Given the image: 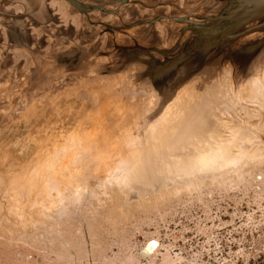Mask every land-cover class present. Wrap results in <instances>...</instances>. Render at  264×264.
Masks as SVG:
<instances>
[{"label": "rangeland", "instance_id": "rangeland-1", "mask_svg": "<svg viewBox=\"0 0 264 264\" xmlns=\"http://www.w3.org/2000/svg\"><path fill=\"white\" fill-rule=\"evenodd\" d=\"M76 1L0 0V264H264V74L226 55L167 84L146 70L223 0ZM215 153L242 160L195 170Z\"/></svg>", "mask_w": 264, "mask_h": 264}, {"label": "bare ground", "instance_id": "bare-ground-1", "mask_svg": "<svg viewBox=\"0 0 264 264\" xmlns=\"http://www.w3.org/2000/svg\"><path fill=\"white\" fill-rule=\"evenodd\" d=\"M192 1V0H191ZM190 1V2H191ZM184 2V1H183ZM211 2V1H210ZM216 2H219V1H216ZM223 3L222 4H216V5H210L211 7L207 8V10L209 9H214V11H216V13L214 14H211L210 16L216 18V20H214V23L211 24V29H206L205 27H199V26H191L190 28L192 29L193 33L192 35H190V37L184 41L183 45L180 48L179 52L177 51V53H173L172 51L174 50H171L169 51L170 53H173V54H170L172 57L170 58H165L163 61H160V60H157V59H154L153 56H149L148 57V60H146V63H147V73L149 74L150 78L152 79V83L154 84V86L156 85V83L158 82H161L163 81L162 83L163 84H167L168 83V80L171 79V78H174V77H177L176 75H179L178 73L182 74V73H188V71L192 72V70H194L195 68L198 69L199 67H202L203 65L205 64H209V61H211L210 63H212L216 57H219L221 56V58L223 56H227V58H229L232 61H234V63L236 64L237 69H238V72L240 73H244V72H248V71H252L253 68L255 67L256 69L258 68V70L261 72L259 73H263L264 74V58H259V57H263L264 53L262 54H258L257 53L261 50V46H259L258 44H255V41L254 40H251L250 42H247V44H245L244 46L240 47V48H236L235 50H233L231 53H227L226 50V47L230 45V43H232L233 39L237 38L238 35L240 33H245V35H247V16H251V15H258L256 16L258 19L256 22H261V24H264V18L262 17V15H264V0H223L222 1ZM162 3V2H161ZM160 3V4H161ZM171 3V2H169ZM186 3V1H185ZM205 3V2H203ZM208 3V2H207ZM164 4V2L162 3ZM179 4V3H178ZM182 4V3H181ZM197 4V3H196ZM171 5V4H170ZM184 5V4H183ZM199 5V4H198ZM175 6V5H174ZM197 6V5H196ZM176 8L178 6H175ZM188 7V6H187ZM191 8H192V5H191ZM152 10V9H151ZM259 10V11H257ZM263 10V11H262ZM169 11V10H168ZM183 11V10H182ZM193 11V10H192ZM198 11V10H197ZM167 12V11H166ZM176 13V11H174ZM178 12V11H177ZM201 12V11H200ZM250 12H254L253 13H250ZM179 13V12H178ZM183 13V12H182ZM187 13V12H186ZM184 13L185 15H187V17L189 16L188 14ZM210 13V12H209ZM174 14V13H173ZM194 14V13H193ZM192 14V15H193ZM198 14V13H197ZM201 14V13H200ZM208 14V13H206ZM162 15V14H161ZM203 15V14H202ZM156 16V15H155ZM167 16V15H166ZM183 16V15H182ZM200 16V15H198ZM206 16V15H205ZM163 17V16H161ZM201 17V16H200ZM204 17V16H203ZM178 18V17H177ZM196 18V17H195ZM194 18V19H195ZM261 18V19H260ZM152 19V18H151ZM155 19V17H154ZM158 19V18H157ZM162 19V18H161ZM170 19V18H169ZM173 21V20H172ZM193 21V20H192ZM198 21V20H197ZM196 21V22H197ZM203 21V20H202ZM163 22V20L161 21ZM166 22V21H165ZM191 22V19L189 20V23ZM195 22V21H194ZM199 22V21H198ZM173 23V22H172ZM252 24L255 23L254 22H251ZM165 24V23H164ZM168 24V23H167ZM170 24V23H169ZM179 24V23H178ZM177 25V24H176ZM249 25H250V22H249ZM172 26V25H171ZM179 26V25H177ZM189 26V25H188ZM188 26L186 28H188ZM175 27V26H174ZM165 28V27H164ZM146 29V28H145ZM190 29V31H191ZM146 31V30H145ZM170 31V30H169ZM240 31V32H239ZM143 32V31H142ZM239 32L238 34H235ZM167 33V32H166ZM258 33V32H256ZM255 33V34H256ZM235 34V36H234ZM259 34H261L260 36L258 37H262L263 36V33L262 32H259ZM167 35V34H166ZM115 36V35H114ZM139 36V35H138ZM146 36V34H145ZM143 36V37H145ZM177 36V35H176ZM141 37V36H140ZM256 37V39L258 38ZM138 38V37H137ZM147 38V36H146ZM168 38V37H167ZM166 38V39H167ZM134 39V38H133ZM139 39V38H138ZM141 39V38H140ZM149 39V38H148ZM147 40V39H146ZM254 41V42H252ZM137 42V41H136ZM147 42V41H146ZM145 42V43H146ZM139 43V42H138ZM136 44L134 45L133 47H131V49L129 48H122L121 52H122V55L123 57H126L128 60L132 59V58H135L137 57V54L140 53L141 51H145V49H143V47H141V45L139 44ZM141 43V42H140ZM132 44V43H131ZM234 44V43H233ZM262 44V43H260ZM123 45V44H122ZM143 45H145L143 43ZM177 45V44H176ZM235 45V44H234ZM161 46V45H160ZM166 47V46H165ZM169 48V47H168ZM250 49L252 51H250ZM165 50V49H164ZM163 50V51H164ZM263 50V49H262ZM261 50V51H262ZM151 51V50H149ZM222 51V52H221ZM249 52H252L251 54L247 55V53ZM260 51V52H261ZM126 52V53H124ZM168 52V53H169ZM161 53V52H160ZM126 55V56H125ZM167 55V54H166ZM216 55V57H215ZM230 55V56H228ZM260 55V56H259ZM258 56V58H257ZM110 57V56H109ZM254 57V58H253ZM106 58V57H105ZM221 58H217V59H221ZM107 59V58H106ZM225 59V58H223ZM221 59V60H223ZM95 60V59H94ZM103 60V59H102ZM110 60V59H109ZM133 60V59H132ZM220 60V61H221ZM99 61V60H98ZM144 61V60H143ZM218 61V62H220ZM97 62V61H96ZM234 63L232 62L233 66L235 67ZM135 66V65H133ZM125 66H123L124 68ZM136 67V66H135ZM138 67V66H137ZM141 66H139V69H140ZM103 68V67H102ZM104 69V68H103ZM138 69V70H139ZM136 70H134V73H135ZM235 73V71H234ZM133 74V73H132ZM176 74V75H175ZM229 75V74H228ZM227 75V76H228ZM251 75H254V74H251ZM257 75V74H256ZM74 77V76H73ZM102 77V76H101ZM249 77V76H248ZM247 77V78H248ZM66 78V77H65ZM64 78V79H65ZM93 78V77H92ZM229 77H227L226 79L228 80ZM72 79V77L70 78ZM88 79V78H87ZM90 79V78H89ZM107 79V78H106ZM123 79V78H122ZM129 79V78H128ZM225 79V78H224ZM230 79V78H229ZM241 79V78H240ZM66 80V79H65ZM137 80V79H135ZM149 80V79H148ZM219 80V79H218ZM246 80V79H245ZM75 81V80H74ZM80 81V80H79ZM85 81V80H84ZM87 81V80H86ZM131 81V80H129ZM145 81V80H144ZM143 81V82H144ZM221 81V80H220ZM231 81V80H230ZM239 81V80H238ZM62 82V80H61ZM142 82V81H141ZM149 82V81H148ZM236 82V80H235ZM54 83V82H53ZM80 83V82H79ZM83 83V81H82ZM145 83V82H144ZM143 83V84H144ZM232 83V81H231ZM257 83V86H258V89L256 90L257 92L262 90L264 92V88H262V86L264 87V81L263 80H260L258 77H254L251 81H250V86H251V89L253 91V93H255V85ZM113 84V83H112ZM58 85V84H57ZM61 85V84H60ZM80 85V84H79ZM147 85V84H146ZM150 85V84H149ZM210 85V84H209ZM234 85V84H232ZM43 86V85H42ZM47 86V84H46ZM54 86V85H53ZM226 86V85H225ZM137 87V86H136ZM145 87V86H144ZM151 87V86H149ZM214 87H217V86H214ZM43 88V87H42ZM55 88V87H54ZM163 89L166 88L165 86L162 87ZM177 88V87H176ZM156 89V88H155ZM178 89V88H177ZM176 89V90H177ZM206 89V88H205ZM248 89V87H247ZM146 90V89H145ZM203 90V89H202ZM135 91V90H134ZM137 91V90H136ZM140 91V89H139ZM197 91V89H196ZM145 92H149V91H145ZM195 92V91H194ZM193 92V93H194ZM249 92V91H247ZM156 93V92H155ZM162 93V91H161ZM165 95L167 94L166 92H164ZM163 93V95H164ZM169 93V92H168ZM177 93V92H176ZM192 93V94H193ZM158 94V92H157ZM156 95V94H155ZM169 95V94H168ZM185 95V94H184ZM188 95V94H187ZM191 96V94H190ZM168 97V96H167ZM177 97V96H176ZM154 98V97H153ZM171 98V97H170ZM169 98V99H170ZM174 100V99H173ZM153 101V100H152ZM5 106V105H4ZM105 113V112H104ZM73 116V115H72ZM74 117V116H73ZM132 119V118H131ZM95 123V122H93ZM92 124V123H91ZM74 127V126H73ZM69 129V127H67ZM86 130V129H85ZM67 132V131H66ZM67 139V138H66ZM199 141V140H197ZM190 146V145H189ZM194 147V146H192ZM191 148V147H190ZM180 149V148H179ZM189 151V148L186 149ZM192 150V149H191ZM38 151V150H37ZM29 152V151H28ZM175 152V151H174ZM176 152H178V149L176 150ZM181 152H184V150L182 149ZM186 153V152H185ZM171 154V153H170ZM176 156V154L173 153L172 156ZM185 155V154H184ZM189 155V154H188ZM191 155V154H190ZM245 155V154H244ZM248 155V154H246ZM165 156V155H164ZM171 156V157H172ZM181 156V155H179ZM178 156V157H179ZM215 156L216 158L213 160L212 159H208L206 157H203L201 156L198 161H196V166H195V170L196 171H202L205 172L211 165L214 164V166H216V168L219 166V167H226V168H232L235 167L237 164L240 163V161L242 160V158L238 159L237 157L235 158V156L232 154V156H228V157H225V158H220V156H218V154L216 155L215 153ZM167 157V156H166ZM169 157V159L171 158ZM184 157H187V156H184ZM249 156H246L245 158H247ZM165 158V157H164ZM163 158V159H164ZM180 158V157H179ZM177 159V160H181V159ZM251 158V157H249ZM173 159V162H174V159H176L175 157L172 158ZM184 159V158H183ZM181 160V161H185L184 160ZM151 160V159H150ZM167 160V158H166ZM159 161V160H158ZM176 161V160H175ZM188 161V160H187ZM81 162V161H80ZM154 162V161H153ZM177 165H181V163L179 161H176ZM180 164H179V163ZM37 163V162H36ZM82 163V162H81ZM113 163V162H111ZM146 163V162H145ZM151 163H152V160H151ZM169 163V162H167ZM185 165L187 164L186 162H184ZM183 163V164H184ZM88 164V163H87ZM162 164V163H161ZM166 164V163H165ZM193 164V163H192ZM90 165V164H89ZM111 166V164H109ZM122 165V164H121ZM120 165V167H122ZM145 165V164H144ZM150 165V164H149ZM155 165V164H154ZM157 165V164H156ZM172 165V164H171ZM185 165H182V166H185ZM187 165H190L191 168L193 165L190 164H187ZM88 166V165H87ZM101 166V165H100ZM99 166V167H100ZM106 166V165H105ZM110 166H106V167H110ZM119 166V165H118ZM125 166V165H124ZM127 166V165H126ZM153 166V165H151ZM150 166V167H151ZM163 166V165H162ZM175 164L172 166L174 167ZM41 167V166H40ZM105 167V168H106ZM128 167V166H127ZM145 167V166H143ZM141 167V168H143ZM147 167V166H146ZM145 167V168H146ZM160 167V166H159ZM177 167V166H176ZM186 167V166H185ZM185 167H181V169H177L179 172L181 171H184V170H187ZM86 168V167H85ZM102 168V167H101ZM115 167H113L114 169ZM118 168V167H117ZM124 168V167H122ZM129 168V167H128ZM163 167H160L159 169L162 170ZM180 168V167H179ZM91 169V168H89ZM98 169V167H97ZM148 169V168H147ZM146 169V170H147ZM150 169V168H149ZM154 169V167L152 168ZM150 169V171L152 170ZM156 169V168H155ZM168 169V168H167ZM175 169V170H176ZM193 169H194V166H193ZM218 169V168H217ZM216 169V170H217ZM235 169V168H234ZM52 170V169H51ZM85 170V169H84ZM88 170V169H87ZM93 170V169H92ZM109 170V169H108ZM111 170V169H110ZM138 170V169H136ZM141 170V169H139ZM181 170V171H180ZM194 170V171H195ZM215 170V171H216ZM236 170V169H235ZM86 171V170H85ZM84 171V172H85ZM97 171H101V170H97ZM131 171V170H130ZM133 171V170H132ZM143 171H144V168H143ZM170 171V170H168ZM167 171V172H168ZM214 171V170H213ZM212 171V172H213ZM214 171V172H215ZM225 171V169H224ZM227 171V170H226ZM83 172V173H84ZM88 172V171H86ZM90 172V170H89ZM105 172V170H104ZM103 172V173H104ZM107 172V171H106ZM105 172V173H106ZM113 171L111 170V173ZM118 172V171H117ZM117 172H114L117 174ZM120 172V171H119ZM118 172V173H119ZM126 172V171H125ZM92 173V171H91ZM94 173V172H93ZM102 173V174H103ZM171 173V172H170ZM188 173V172H187ZM190 173L191 170H190ZM222 173V172H221ZM224 173V172H223ZM185 174V173H184ZM81 175V174H80ZM86 175V174H84ZM97 175V174H96ZM106 175V174H105ZM109 175V174H108ZM186 175V174H185ZM191 175V174H190ZM78 176V175H77ZM92 176V175H91ZM90 176V177H91ZM104 176V175H103ZM183 176V175H182ZM193 176V175H192ZM54 177V176H53ZM88 177V176H87ZM90 177H88L90 179ZM196 177V176H195ZM193 177V178H195ZM52 178V177H51ZM70 178V177H69ZM85 178V177H84ZM124 178H127V175L124 177ZM47 179V178H46ZM45 179V180H46ZM73 179V178H72ZM70 178V180H72ZM88 179V180H89ZM123 178L119 177L118 179L115 180V182L117 184L120 183V181L122 180ZM180 179V177H179ZM198 179H200L198 177ZM203 179V178H201ZM78 180V178H77ZM81 180V179H80ZM83 180V179H82ZM111 180V179H110ZM177 180V179H175ZM174 180V182H175ZM54 181V180H53ZM57 181V180H55ZM171 181V180H170ZM173 181V180H172ZM188 181V179H187ZM191 181V179H190ZM87 182V181H86ZM100 182V180L98 181ZM123 182V181H121ZM130 182V181H129ZM179 182V181H178ZM56 183V182H55ZM54 183V184H55ZM80 183V182H79ZM83 183H85L83 181ZM101 183V182H100ZM166 183V182H165ZM181 183V182H180ZM47 184V183H46ZM49 184V183H48ZM53 183L51 185L55 186ZM81 184V183H80ZM104 184V183H103ZM112 184V183H111ZM115 184V183H114ZM127 184V183H126ZM163 184V183H162ZM161 184V185H162ZM59 185V184H58ZM57 185V186H58ZM99 185V184H98ZM120 185V184H119ZM165 185V184H163ZM169 186H171L172 184L171 183H168ZM69 186V185H68ZM74 186V185H73ZM87 186V185H86ZM116 186V185H115ZM160 186V185H159ZM157 187V186H156ZM156 187H153L154 189ZM78 188V187H77ZM159 188V187H157ZM76 189V188H75ZM51 190V189H50ZM57 190V189H56ZM81 189H79V192H80ZM87 189H83V191H85ZM77 191V190H76ZM71 192V191H70ZM73 194V193H71ZM71 196V195H70ZM76 197V196H75ZM70 198H73V197H70ZM89 199V196L87 197ZM155 241H152L151 243H149L147 246H145L142 250V255L143 256H146V255H149L153 252L154 250V246H155Z\"/></svg>", "mask_w": 264, "mask_h": 264}, {"label": "water", "instance_id": "water-1", "mask_svg": "<svg viewBox=\"0 0 264 264\" xmlns=\"http://www.w3.org/2000/svg\"><path fill=\"white\" fill-rule=\"evenodd\" d=\"M65 1L69 2L71 5H74L75 3H78L76 0H65ZM119 1H120V3H124L127 0H119ZM93 9H98V7H96L94 5H86V6H83L81 8V11H89V10H93ZM257 11H259V10H257ZM250 13H253L254 14V12H250ZM256 16H258V15L247 16V18H248L247 24H249V22H250V25L247 27V34L248 33H254V32H262L263 33V36L262 37H258L257 39H254V41H255V44H258L259 46H261V47L263 46L264 47V24H261L260 21L259 22H256L259 19V18L256 19L257 18ZM262 17L264 18V15H262ZM214 20H216L215 16L214 17H212V16H205L204 19H203V21L193 22L191 26H199V27L201 26V27H205L206 29H211L210 27H211V24L214 23ZM254 21H255V23L252 24L251 22H254ZM239 32H237L235 34H238ZM235 34H234V36H235ZM242 34L243 33H240L239 35H242ZM254 41H252V42H254ZM260 43H262V44H260ZM183 44H180V45L177 44L178 45L177 47L179 48ZM173 47H176V45H174ZM172 49H175V48H172ZM172 49H170L169 51H171ZM263 50H264V48H263ZM262 51L259 52V53L260 54L261 53H264V51L263 52ZM159 52H161L163 54L168 53L167 51H159ZM160 179L161 178H157L156 181H161ZM151 186L152 187H156L157 186L156 182L155 183H151Z\"/></svg>", "mask_w": 264, "mask_h": 264}]
</instances>
